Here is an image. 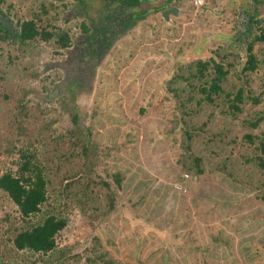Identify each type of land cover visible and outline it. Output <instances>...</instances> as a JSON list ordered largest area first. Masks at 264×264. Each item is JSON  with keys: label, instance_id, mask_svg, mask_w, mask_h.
Returning <instances> with one entry per match:
<instances>
[{"label": "rangeland", "instance_id": "obj_1", "mask_svg": "<svg viewBox=\"0 0 264 264\" xmlns=\"http://www.w3.org/2000/svg\"><path fill=\"white\" fill-rule=\"evenodd\" d=\"M204 2L180 0L169 21L159 1L2 4L0 178L31 152L51 182L30 217L0 188V264H264V170L249 162L264 141V0ZM32 19L54 37L22 42ZM214 62L230 72L209 103ZM51 215L58 263L18 245Z\"/></svg>", "mask_w": 264, "mask_h": 264}, {"label": "trees", "instance_id": "obj_2", "mask_svg": "<svg viewBox=\"0 0 264 264\" xmlns=\"http://www.w3.org/2000/svg\"><path fill=\"white\" fill-rule=\"evenodd\" d=\"M6 0H0V11L1 6ZM82 6L87 5V1L89 0H76ZM105 2H119L124 7H139L142 4L143 0H103ZM254 2H260L261 0H253ZM146 14V13H145ZM110 19V17H108ZM1 26V25H0ZM2 27V26H1ZM3 28V27H2ZM97 31H95L91 37L95 38L101 32V35L104 33L107 34L108 27L104 25H97ZM84 29L88 31L86 26ZM8 32V31H6ZM105 34V35H106ZM1 37V35H0ZM41 38L44 40H50L54 37V34L50 31L43 30L42 32L38 29L37 23L35 20H28L22 23V29L18 33V38L26 43L32 42L37 38ZM258 40L264 41V33L262 36L257 37ZM69 37L67 34H62L60 36V44L63 47L68 46ZM253 44L248 46V61L244 68L245 71H255L258 67L257 65V57L253 52ZM201 66L200 76L203 72L208 70L210 62L199 61L197 63ZM214 66L216 68V75L212 79V81L207 85L206 83L202 85V87L198 88L201 93L205 94V99H207L209 103L215 102L213 95H220L223 92L222 84L226 80L229 75V70H227L222 63L214 62ZM197 77V76H196ZM198 79H202V77H197ZM196 89V87H194ZM242 92H240L237 97L230 101V108L236 114L242 110L241 103L243 102ZM77 120L74 117V121ZM261 120L256 121L253 126L257 127ZM76 122V121H75ZM248 138L253 139L252 136H248ZM251 144H257L255 140L250 141ZM261 150V154L255 155L249 158V162L252 163L254 167H258L264 170V141L260 142V145L257 147ZM199 161V160H197ZM200 162V161H199ZM197 166L198 162H197ZM197 173H202L203 170L198 168L196 169ZM50 173L47 172L45 165H43L38 159L37 153L31 152H23L21 163L19 165V170L17 174L8 172L5 173L0 178V188L7 192V194L12 197V199L18 204L21 213L30 217L33 213H36L40 210V207L48 200V190L51 182ZM118 178H116L117 180ZM118 184L120 180L116 181ZM64 225V221H61L55 215H51L48 217L42 224L32 226L31 230L29 229L25 233H21L18 236V245L22 250H30L35 253H53L52 256H57L55 260L58 263L61 260H65V256L58 255V252L55 251L54 246V237L58 230ZM105 255L102 256V259ZM54 263V262H53ZM111 261L103 262V264H110ZM36 264V263H34ZM47 264H52L47 262Z\"/></svg>", "mask_w": 264, "mask_h": 264}, {"label": "flooded vegetation", "instance_id": "obj_3", "mask_svg": "<svg viewBox=\"0 0 264 264\" xmlns=\"http://www.w3.org/2000/svg\"><path fill=\"white\" fill-rule=\"evenodd\" d=\"M156 1H159L160 4L163 5V6H162V8H163L162 12H163L164 10L170 8V7H171V6L169 7L170 4L175 5L176 7H178V2H180V0H174V1H173L174 4H173V3H170L171 0H143L141 5H144L145 3H148V2L151 3V2H156ZM178 8H179V7H178ZM0 16H1V15H0ZM172 17H173V15H171V18H172ZM163 18H164V17H163ZM9 30L12 31V32H15V29L13 30V26H10ZM20 31H21V30H20Z\"/></svg>", "mask_w": 264, "mask_h": 264}, {"label": "water", "instance_id": "obj_4", "mask_svg": "<svg viewBox=\"0 0 264 264\" xmlns=\"http://www.w3.org/2000/svg\"><path fill=\"white\" fill-rule=\"evenodd\" d=\"M173 1L174 0H171L170 3L174 4ZM169 7L170 8H168L162 12V15L166 21H169L171 19V15L178 17L180 15V11H181L180 8L176 7L175 5L170 4ZM3 21H5V20H3Z\"/></svg>", "mask_w": 264, "mask_h": 264}, {"label": "built area", "instance_id": "obj_5", "mask_svg": "<svg viewBox=\"0 0 264 264\" xmlns=\"http://www.w3.org/2000/svg\"><path fill=\"white\" fill-rule=\"evenodd\" d=\"M189 1L192 3L194 7H197V8L203 6L205 3L204 0H189Z\"/></svg>", "mask_w": 264, "mask_h": 264}, {"label": "crops", "instance_id": "obj_6", "mask_svg": "<svg viewBox=\"0 0 264 264\" xmlns=\"http://www.w3.org/2000/svg\"><path fill=\"white\" fill-rule=\"evenodd\" d=\"M171 20H172V19H171ZM172 22H173V21H172ZM172 22H171V23H172ZM171 23H169V24H171Z\"/></svg>", "mask_w": 264, "mask_h": 264}, {"label": "clouds", "instance_id": "obj_7", "mask_svg": "<svg viewBox=\"0 0 264 264\" xmlns=\"http://www.w3.org/2000/svg\"><path fill=\"white\" fill-rule=\"evenodd\" d=\"M202 7V6H201ZM181 10V9H180ZM165 19V18H164Z\"/></svg>", "mask_w": 264, "mask_h": 264}]
</instances>
